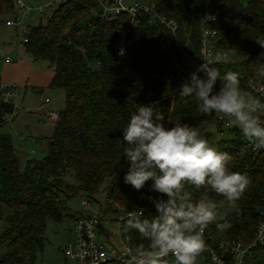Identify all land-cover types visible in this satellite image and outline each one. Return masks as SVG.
Here are the masks:
<instances>
[{
  "label": "trees",
  "instance_id": "16d2710c",
  "mask_svg": "<svg viewBox=\"0 0 264 264\" xmlns=\"http://www.w3.org/2000/svg\"><path fill=\"white\" fill-rule=\"evenodd\" d=\"M141 1L154 3L160 14L176 19L181 47L199 59L203 1ZM212 4L220 11L215 26L218 47L240 57L235 60L229 55V60L214 67L221 73L235 71L241 88L264 102L249 85L252 77L264 82V0H212ZM15 10L16 0H0V18ZM121 34L125 35L123 55L117 52ZM165 37V27L146 15H140L134 25L126 14L104 18L96 0H69L46 21L29 25L25 51L52 68L49 88L65 90V107L59 111L52 136L46 138L47 155L22 165L11 135L1 131L6 125L1 116L11 112L13 105L0 102V221L5 223L0 264H39L49 221H61L75 196L97 202L95 208L107 217L121 213L117 205L123 208L122 214L141 207L145 215L155 213L145 196L158 197V193H150L147 183L139 191L124 183L129 162L124 157L122 128L132 112L140 104H152L166 120L196 127L215 120V115L198 111L194 97L178 95L190 74V61L179 47L173 58ZM219 131L223 138L218 150L231 155V169L246 174L250 184L237 206L227 211L231 227L217 232L210 225L205 232L220 241L250 243L263 219L264 148L253 151L234 124ZM227 134L229 139L224 138ZM204 192L203 188L193 190V199ZM100 193L105 194L103 203L97 199ZM208 195L223 201L215 193ZM128 234L135 244H147L136 231L128 230ZM199 264H211L208 253L202 254ZM247 264H264V249L256 248Z\"/></svg>",
  "mask_w": 264,
  "mask_h": 264
},
{
  "label": "clouds",
  "instance_id": "9594fccd",
  "mask_svg": "<svg viewBox=\"0 0 264 264\" xmlns=\"http://www.w3.org/2000/svg\"><path fill=\"white\" fill-rule=\"evenodd\" d=\"M118 54L123 55L124 49ZM178 95L194 97L205 115L231 117L249 143L264 148V102L241 88L235 71L221 73L210 63L199 64L180 85ZM122 130L129 162L124 183L137 191L147 183L150 193L159 194L145 196L154 214L145 215L141 207L126 217L125 229L147 241L128 251V264H199L207 250L206 229L215 225L217 232H224L231 227L227 211L245 194L248 176L231 169V155L212 146L201 128L166 120L152 104H140ZM202 188L204 195L193 199V190ZM209 192L223 201L217 202ZM259 238L264 241V233ZM211 262L220 264L215 254Z\"/></svg>",
  "mask_w": 264,
  "mask_h": 264
},
{
  "label": "built area",
  "instance_id": "2783aa9c",
  "mask_svg": "<svg viewBox=\"0 0 264 264\" xmlns=\"http://www.w3.org/2000/svg\"><path fill=\"white\" fill-rule=\"evenodd\" d=\"M69 0H55L46 5L32 6L27 4L24 0H16V10L10 18L6 20V25L15 28L20 35L21 45L27 41L28 21L34 14H44L45 11L51 7H58L62 3ZM101 8V15L104 18L116 17L121 14H126L134 25L136 19L140 15H146L151 18L154 24L162 25L166 29L165 44L168 50L172 52L173 58L177 57L175 47H179L184 56H187L191 62L192 69L202 63H210L213 66L217 63H222L229 60V53L218 47L219 30L215 27L220 18V11L213 8L212 0L203 1L202 12V26H201V46L199 59L190 57L186 51L181 47L178 37L179 24L176 19L168 18L158 12L154 3L141 0H96ZM96 14L97 11L94 10ZM209 14L215 16V20H206L205 17ZM124 49L125 53V35L119 40L117 52ZM6 62H10V58H6ZM189 76V75H188ZM187 76V77H188ZM249 85L256 95L264 99V82L260 81L258 77L249 79ZM20 97V87L17 84L5 82L0 75V102L4 104L13 105V109L9 113L1 116L3 123L11 122L18 114V101ZM49 102V99L46 100ZM47 115L54 121L58 118V113L53 110H48ZM231 117L219 119L215 116V122L222 130L231 128ZM223 133V132H222ZM256 151L257 148L249 143ZM82 206L89 209L84 210L83 213L76 216L74 219V240L65 248V256L68 264H109L111 262H118L128 264L130 259L127 254L129 250L143 246V244H135L132 242L130 235L127 233L119 234L118 244L111 243L108 236L106 238L99 237L98 231L103 220L102 213L90 205V201L83 199ZM117 210L121 213L118 215L117 222L122 229H125L124 224L128 213L122 214L123 208L117 205ZM263 217L258 226L255 238L246 243L241 240H216L208 236L205 232L204 239L209 255L210 263L213 254L216 255L220 264H247L249 258L254 256L255 249L260 247L264 249V241L259 236L264 233V211L260 213Z\"/></svg>",
  "mask_w": 264,
  "mask_h": 264
},
{
  "label": "rangeland",
  "instance_id": "374dc122",
  "mask_svg": "<svg viewBox=\"0 0 264 264\" xmlns=\"http://www.w3.org/2000/svg\"><path fill=\"white\" fill-rule=\"evenodd\" d=\"M27 4L32 6H40L46 5L51 1L55 0H24ZM55 7H49L44 14L34 13L29 21V25H36L40 22V20L46 21V19L51 15L54 11ZM12 15H3L0 18V59H2V55L7 53L10 50L15 49L13 54L17 53L18 50H23L20 42V35L15 28L6 27L5 21L10 18ZM20 48V49H19ZM231 58L237 60L240 59L233 54H229ZM188 68L191 69L190 73L194 70L192 69L191 62H187ZM185 81V80H184ZM58 93L55 94L56 102L58 103L56 106V112H58L59 119V111H61L65 107V90L58 89ZM63 94V96H62ZM19 111V110H18ZM21 111H23L21 109ZM20 111V112H21ZM29 114V113H28ZM35 114V115H34ZM30 117L31 127L26 128L24 125L20 126L19 133L23 135V140H19V134L17 132H13L10 128V125L4 127V131L10 133L14 146L16 150L19 151V156L22 162V165L28 159H43L48 153L47 142L38 141L36 142L31 135L35 132L40 134L41 128L44 126V121L40 119V114L38 112H32ZM15 122H20L22 119L21 115L16 118ZM13 119V120H14ZM21 123V122H20ZM199 128L202 129L206 138L210 141L211 145L218 149V142L223 138L220 134L219 127L216 124L215 120H211L208 123L203 124ZM18 135V136H17ZM231 134L225 135L224 138L229 139ZM33 151L34 153H32ZM85 199L82 196H75L69 202L70 211L68 214L63 217V219L59 222L50 220L48 223V228L45 235V247L41 254H39V264H66V256H65V248L70 245L74 240V220L72 216H78L83 213L84 210L89 209L88 207L82 206V200ZM99 202L103 203L105 200V194L100 193L97 196ZM90 205L95 208L98 203L91 202ZM90 210V209H89ZM103 215V214H102ZM106 215V214H105ZM118 216L115 213H111L108 217L107 215H103V220L100 225L98 234L101 238H106L108 236L111 243L118 244L119 234H125L128 232L126 229H122L117 222ZM5 228V223L0 221V234Z\"/></svg>",
  "mask_w": 264,
  "mask_h": 264
},
{
  "label": "crops",
  "instance_id": "0c3cea01",
  "mask_svg": "<svg viewBox=\"0 0 264 264\" xmlns=\"http://www.w3.org/2000/svg\"><path fill=\"white\" fill-rule=\"evenodd\" d=\"M6 22V21H5ZM8 28H12L4 24ZM23 50L15 49L8 51L2 55L0 59V75L1 78L8 83L17 84L20 87V97L18 101V114L15 116L16 120L19 115L22 119L20 122H15V119L6 123L4 127L10 125L11 130L19 134V140H23V135L19 133L20 126L24 125L26 128L31 127L30 117L32 112H38L40 119L44 121V126L40 130V134L34 133L31 137L36 141H48L46 138L52 136L56 122L48 115V110L56 111V96L57 90L49 88L51 80L54 76V71L46 61H35L25 51L24 45H21ZM10 58V62H6V58ZM63 96V94H62ZM49 99V102L46 100ZM21 109L23 111H21ZM21 111V112H20ZM29 113V114H28ZM58 113V112H57ZM35 115V114H34ZM2 128V132L4 131ZM7 133V132H5ZM10 134V133H8ZM18 136V135H17ZM18 155L19 151L17 150ZM34 153L33 151H31ZM66 264H68L66 260Z\"/></svg>",
  "mask_w": 264,
  "mask_h": 264
},
{
  "label": "water",
  "instance_id": "95a60500",
  "mask_svg": "<svg viewBox=\"0 0 264 264\" xmlns=\"http://www.w3.org/2000/svg\"><path fill=\"white\" fill-rule=\"evenodd\" d=\"M120 36H121V38H122V37H123V34H121Z\"/></svg>",
  "mask_w": 264,
  "mask_h": 264
}]
</instances>
